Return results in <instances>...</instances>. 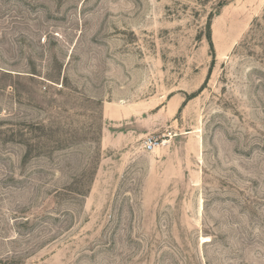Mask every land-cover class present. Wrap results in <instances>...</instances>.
I'll list each match as a JSON object with an SVG mask.
<instances>
[{"label":"rangeland","instance_id":"374dc122","mask_svg":"<svg viewBox=\"0 0 264 264\" xmlns=\"http://www.w3.org/2000/svg\"><path fill=\"white\" fill-rule=\"evenodd\" d=\"M221 1L0 0V264H264V0Z\"/></svg>","mask_w":264,"mask_h":264},{"label":"built area","instance_id":"2783aa9c","mask_svg":"<svg viewBox=\"0 0 264 264\" xmlns=\"http://www.w3.org/2000/svg\"><path fill=\"white\" fill-rule=\"evenodd\" d=\"M154 148V144L151 141H148L145 145V150L146 151H152Z\"/></svg>","mask_w":264,"mask_h":264},{"label":"trees","instance_id":"16d2710c","mask_svg":"<svg viewBox=\"0 0 264 264\" xmlns=\"http://www.w3.org/2000/svg\"><path fill=\"white\" fill-rule=\"evenodd\" d=\"M224 1H226V0H224ZM224 1H221V3L224 2ZM207 28H208V30H209V26H208ZM207 39H208V41L210 42V40H211V39H210V35H207Z\"/></svg>","mask_w":264,"mask_h":264}]
</instances>
